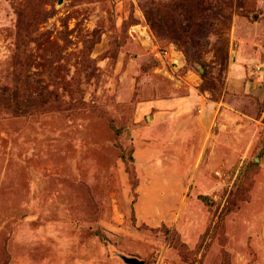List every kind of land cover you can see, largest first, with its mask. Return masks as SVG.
Here are the masks:
<instances>
[{
    "label": "rangeland",
    "instance_id": "obj_1",
    "mask_svg": "<svg viewBox=\"0 0 264 264\" xmlns=\"http://www.w3.org/2000/svg\"><path fill=\"white\" fill-rule=\"evenodd\" d=\"M264 264V0H0V264Z\"/></svg>",
    "mask_w": 264,
    "mask_h": 264
},
{
    "label": "water",
    "instance_id": "obj_2",
    "mask_svg": "<svg viewBox=\"0 0 264 264\" xmlns=\"http://www.w3.org/2000/svg\"><path fill=\"white\" fill-rule=\"evenodd\" d=\"M122 257L128 264H142V260L136 259L135 257H124V255Z\"/></svg>",
    "mask_w": 264,
    "mask_h": 264
}]
</instances>
